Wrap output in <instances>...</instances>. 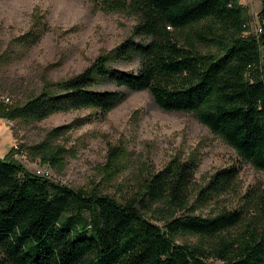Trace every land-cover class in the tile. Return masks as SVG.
I'll use <instances>...</instances> for the list:
<instances>
[{
  "label": "trees",
  "instance_id": "1",
  "mask_svg": "<svg viewBox=\"0 0 264 264\" xmlns=\"http://www.w3.org/2000/svg\"><path fill=\"white\" fill-rule=\"evenodd\" d=\"M94 1L105 12L136 17L131 35L80 74L46 82L25 103L0 101V118L34 123L82 109L107 114L130 93L148 91L159 109L193 115L264 172V0L263 32L249 35L241 0ZM132 63L138 72L119 68ZM71 127L21 147L60 171L67 151L56 142ZM129 156L124 147L109 149L107 182L122 175ZM197 169V161L174 157L157 173L119 183L126 191L117 199L31 173L11 150L0 157L1 263L264 264V225L247 221L243 209L197 213L234 188L239 168L221 169L199 187ZM188 235L198 243H178Z\"/></svg>",
  "mask_w": 264,
  "mask_h": 264
},
{
  "label": "rangeland",
  "instance_id": "2",
  "mask_svg": "<svg viewBox=\"0 0 264 264\" xmlns=\"http://www.w3.org/2000/svg\"><path fill=\"white\" fill-rule=\"evenodd\" d=\"M240 3L249 11L247 35L258 33L263 0ZM137 23L136 17L125 12L101 10L94 0H0V101L9 98V105H21L40 93L46 82L80 74L122 44ZM119 68L138 72L139 65ZM60 126H72L56 142L67 151L60 171L30 157L27 148L25 156L16 161L31 173L49 172L53 182L73 189H99L117 199L126 191L119 183L131 182L142 172L157 173L174 157L197 161L196 187L204 186L219 170L236 166L240 175L234 188L197 213L209 216L224 208L243 209L247 221L264 225V172L243 162L193 115L159 109L148 91L130 93L107 114L82 109L34 123H8L0 118V157L15 144L31 147L43 142ZM118 146L130 156L122 175L109 183L102 168L109 149ZM178 243L197 244L198 239L182 236Z\"/></svg>",
  "mask_w": 264,
  "mask_h": 264
},
{
  "label": "built area",
  "instance_id": "3",
  "mask_svg": "<svg viewBox=\"0 0 264 264\" xmlns=\"http://www.w3.org/2000/svg\"><path fill=\"white\" fill-rule=\"evenodd\" d=\"M262 32H263V29H262V27H260L258 33H262ZM9 102H10V99L9 98H6L4 100V103H6V104H8ZM5 121H7L8 123L11 122V121H8V120H5ZM12 151H13V158L15 160H18V159L23 158L25 156V154H26V151L24 149H22L21 145H18V144H15L13 146ZM40 175L43 176V177H45V178H49V176H50L49 172H45L43 174H39V176Z\"/></svg>",
  "mask_w": 264,
  "mask_h": 264
},
{
  "label": "crops",
  "instance_id": "4",
  "mask_svg": "<svg viewBox=\"0 0 264 264\" xmlns=\"http://www.w3.org/2000/svg\"><path fill=\"white\" fill-rule=\"evenodd\" d=\"M2 158V157H1Z\"/></svg>",
  "mask_w": 264,
  "mask_h": 264
}]
</instances>
